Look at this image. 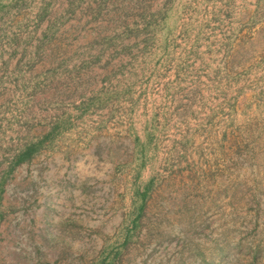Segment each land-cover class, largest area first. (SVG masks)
Returning a JSON list of instances; mask_svg holds the SVG:
<instances>
[{
	"label": "rangeland",
	"instance_id": "rangeland-1",
	"mask_svg": "<svg viewBox=\"0 0 264 264\" xmlns=\"http://www.w3.org/2000/svg\"><path fill=\"white\" fill-rule=\"evenodd\" d=\"M0 264H264V0H0Z\"/></svg>",
	"mask_w": 264,
	"mask_h": 264
}]
</instances>
